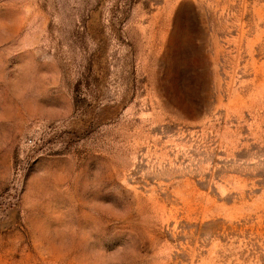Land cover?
<instances>
[{
  "label": "rangeland",
  "instance_id": "1",
  "mask_svg": "<svg viewBox=\"0 0 264 264\" xmlns=\"http://www.w3.org/2000/svg\"><path fill=\"white\" fill-rule=\"evenodd\" d=\"M0 264H264V0H0Z\"/></svg>",
  "mask_w": 264,
  "mask_h": 264
}]
</instances>
